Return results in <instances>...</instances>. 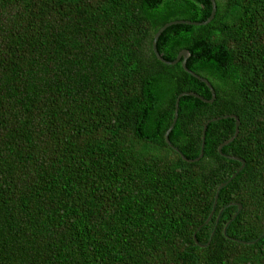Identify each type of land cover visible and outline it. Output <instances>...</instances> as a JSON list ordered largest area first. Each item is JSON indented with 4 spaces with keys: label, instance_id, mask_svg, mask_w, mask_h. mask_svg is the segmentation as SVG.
<instances>
[{
    "label": "trees",
    "instance_id": "obj_1",
    "mask_svg": "<svg viewBox=\"0 0 264 264\" xmlns=\"http://www.w3.org/2000/svg\"><path fill=\"white\" fill-rule=\"evenodd\" d=\"M214 2L167 144L209 0H0V264H264V0Z\"/></svg>",
    "mask_w": 264,
    "mask_h": 264
},
{
    "label": "water",
    "instance_id": "obj_2",
    "mask_svg": "<svg viewBox=\"0 0 264 264\" xmlns=\"http://www.w3.org/2000/svg\"><path fill=\"white\" fill-rule=\"evenodd\" d=\"M209 3H210V12L208 14V16L202 20V21H189V20H172V21H168L166 23H164L163 25H161L154 33H153V36H152V39H151V51L152 53L154 54L155 58L164 63V64H175L176 62H179L182 69L184 71H186L187 73H189L190 75H192L193 77H195L196 79L200 80L202 83H204V85L208 88L209 90V93H210V97L208 99L206 98H203L202 96H200L199 94L195 93V92H192V91H182L180 93H178L175 97V100H174V104H173V113H172V119H171V122L170 124L168 125V127L166 128V130L164 131V134H163V137H164V140L167 144H169V140H168V133L170 131V129L172 128L174 122H175V119H176V116H177V105H178V99L180 96L182 95H189V96H192V97H195L197 99H199L200 101L202 102H211L214 98V90L213 88L211 87L210 83L203 77H200L199 75L193 73L192 71L188 70L185 66V61H186V58L188 56V52L186 49H180L177 54L175 55V57L172 59V60H165L163 59L157 52L156 50V40H157V37L158 35L161 33V31L166 28L167 26L171 25V24H178V23H181V24H192V25H202V24H206L208 23L211 18L213 17V14H214V9H215V2L214 0H209ZM230 117L234 120V127H233V132L231 134L230 137H228L227 139L223 140L220 144H218V146L216 147V150L219 154H222L221 151H220V148L221 146L229 143L230 141H232V139L236 136L237 134V131H238V119L236 118L235 115L233 114H229V115H224L222 116V118L224 117ZM220 117H211L210 119H207L202 127H201V135H200V147H199V152L197 154L196 157L192 158V159H187V158H184L180 152L175 148V147H172V149H174L178 154L179 156L184 159V160H187V161H195V160H198V158L201 157L202 155V150H203V142H204V134H205V129H206V125L208 122L210 121H214L216 119H219ZM229 158H232V159H235L237 160L240 164H239V167L230 174V176L228 177V179L225 181V182H221L219 183L216 188H215V191L213 193V202H212V207H211V210L210 212L208 213L207 217L205 218V220L203 221V223H206L210 217H211V214H212V211H213V207H214V204L216 202V198H217V191L219 190V188L221 186H223L227 181H229L234 175L235 173L243 166V162L241 159L237 158V157H232V156H229ZM237 209L240 208V205L237 203ZM234 216V214L232 215V217ZM231 217V218H232ZM230 220V219H229ZM228 220V221H229ZM227 221V222H228ZM227 222L225 223V225L227 224ZM224 225V226H225ZM223 226V227H224ZM200 227V225L198 227H196V229L192 232V239L196 242L195 238H194V234L196 232V230ZM208 242H206L207 244ZM203 246V245H201Z\"/></svg>",
    "mask_w": 264,
    "mask_h": 264
},
{
    "label": "rangeland",
    "instance_id": "obj_3",
    "mask_svg": "<svg viewBox=\"0 0 264 264\" xmlns=\"http://www.w3.org/2000/svg\"><path fill=\"white\" fill-rule=\"evenodd\" d=\"M222 1V0H221ZM168 159H173L174 157L172 155H167L166 156Z\"/></svg>",
    "mask_w": 264,
    "mask_h": 264
},
{
    "label": "flooded vegetation",
    "instance_id": "obj_4",
    "mask_svg": "<svg viewBox=\"0 0 264 264\" xmlns=\"http://www.w3.org/2000/svg\"><path fill=\"white\" fill-rule=\"evenodd\" d=\"M233 139H234V138H233ZM233 139H232V140H233ZM224 155H225V154H224ZM226 156L229 158V156H231V155H226ZM232 157H235V156H232ZM237 158H238V157H237ZM239 159H240V158H239ZM242 162H243V161H242ZM238 167H239V166H238ZM241 168H242V167H241Z\"/></svg>",
    "mask_w": 264,
    "mask_h": 264
}]
</instances>
